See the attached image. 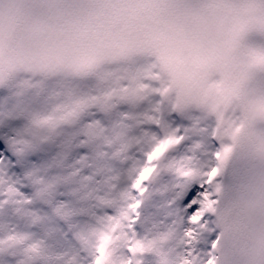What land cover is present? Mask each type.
Masks as SVG:
<instances>
[{"label": "clouds", "instance_id": "1", "mask_svg": "<svg viewBox=\"0 0 264 264\" xmlns=\"http://www.w3.org/2000/svg\"><path fill=\"white\" fill-rule=\"evenodd\" d=\"M0 153V264H264V0H0Z\"/></svg>", "mask_w": 264, "mask_h": 264}, {"label": "snow or ice", "instance_id": "2", "mask_svg": "<svg viewBox=\"0 0 264 264\" xmlns=\"http://www.w3.org/2000/svg\"><path fill=\"white\" fill-rule=\"evenodd\" d=\"M228 151H229L228 149H224L223 154H219V153H218V154H217V159H223V157L227 155ZM148 159L151 160V159H152V156L150 155V156L148 157ZM216 174H217V169H212V171L208 174V179H209V181H211V179H212ZM142 179H144V175H143V174H141V176L139 177V179L136 180L134 187H138ZM200 195H201V190H200V188L195 187V186L191 187V188L187 191L186 196H185V198L183 199V203H184L185 205H190V206L188 207V212H189L190 214H192V213H196V211H197V202H198V199H199V196H200ZM136 206H137V205H133V206H132L133 209H135ZM107 242H108V237H106V236L103 237V238H102V241H101V243H100V245H99L98 248H97V252L99 253L100 259H98V260L96 261V264H102V260H103V258L105 257V246H106ZM137 247H138V245H137ZM132 250L134 251L135 249H132Z\"/></svg>", "mask_w": 264, "mask_h": 264}, {"label": "bare ground", "instance_id": "3", "mask_svg": "<svg viewBox=\"0 0 264 264\" xmlns=\"http://www.w3.org/2000/svg\"><path fill=\"white\" fill-rule=\"evenodd\" d=\"M171 140L172 139H166V140L162 141L160 144H158L157 147L150 154L152 156V159L151 160L148 159V160L149 161H153V160L157 159L164 151H166L168 149V148H166L165 150H163L164 149V145L166 144V142L171 141ZM176 143H177V141H176ZM2 155H3V153H0V156H2ZM151 172H152V168L149 167V166H145L143 168V170L141 171V173H140V176H141V174L144 175V179H142L141 182L147 180V178L149 177V175L151 174ZM141 182H140L139 186L141 185ZM188 190L189 189H185V190L182 189L181 192L179 193V196L177 198L180 199V200H183L185 198L186 193H187ZM136 207H139V204H137ZM194 219H195V217H194ZM130 250H132V249H130ZM98 259H100L99 256H97V260ZM102 264H103V261H102Z\"/></svg>", "mask_w": 264, "mask_h": 264}, {"label": "rangeland", "instance_id": "4", "mask_svg": "<svg viewBox=\"0 0 264 264\" xmlns=\"http://www.w3.org/2000/svg\"><path fill=\"white\" fill-rule=\"evenodd\" d=\"M128 226L131 227V221L129 222V225Z\"/></svg>", "mask_w": 264, "mask_h": 264}]
</instances>
